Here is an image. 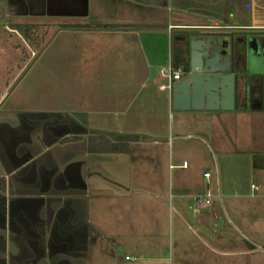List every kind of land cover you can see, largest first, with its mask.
<instances>
[{
	"label": "crops",
	"instance_id": "1",
	"mask_svg": "<svg viewBox=\"0 0 264 264\" xmlns=\"http://www.w3.org/2000/svg\"><path fill=\"white\" fill-rule=\"evenodd\" d=\"M0 9L8 23H61L76 46L100 53L95 58L104 69L106 94L43 117L70 135L58 157L60 177L71 189L53 194L26 183L24 191L16 177L17 200L26 199V207L2 210L0 264H22V257L17 263L14 257L20 246L26 261L91 264L103 236L113 239L101 248L106 264H165L159 238L167 231L172 243L175 231L179 245L188 231L185 249L196 263L197 257H250L263 250L264 218L254 219L264 201V0H0ZM224 30L229 52L236 42L234 106L176 105L173 85L190 68L191 38ZM254 38L257 45H250ZM170 65L183 70L180 79L162 74ZM96 118L98 124H91ZM3 155L0 167L19 176V164L9 166L11 157ZM207 194L211 202L198 211L195 195ZM47 195L61 202L68 197L71 217L67 222L63 208L61 221L42 239L33 221L41 204L30 202ZM132 196L140 205L127 209ZM221 220L233 230L224 227L219 234ZM127 232L133 235L124 242L115 239ZM194 244L208 253L196 255Z\"/></svg>",
	"mask_w": 264,
	"mask_h": 264
},
{
	"label": "rangeland",
	"instance_id": "2",
	"mask_svg": "<svg viewBox=\"0 0 264 264\" xmlns=\"http://www.w3.org/2000/svg\"><path fill=\"white\" fill-rule=\"evenodd\" d=\"M43 23H17L14 19H10L8 23L4 18L0 19V135L4 138L11 137L14 130L13 137L19 135L21 139L24 134L27 136L31 127H28L24 121L30 116L33 122L31 125L36 132L40 135L43 131L40 138L42 139L49 133L47 123L52 124L51 121H45L43 118L48 116L49 112H71L80 101L83 106L87 104L85 101L87 99L106 95L102 86L104 69L98 64L99 59L95 58L99 57L100 53H93V50L90 52L85 46H76L70 33H66L68 29L63 28L65 27L63 24ZM90 123L97 125L98 119ZM40 139L38 137L35 141L38 143ZM27 142L26 137V144ZM9 147L11 150L12 146ZM13 154L12 152V156ZM134 192L139 191L134 189ZM129 201H126L127 209L140 205L139 199L134 196ZM262 204L263 206L257 208L254 219L258 223L264 218V201ZM194 205L197 207L195 202ZM201 209L203 208H199L198 211ZM218 226L219 234L224 227L233 230V227L224 220H221ZM128 233L133 235L127 232L125 237L120 236L115 239L124 242L130 238ZM103 238H98L101 245L97 243L100 247L93 252L91 264H106L103 255L101 256L104 249L101 248L113 239H108V242L104 236ZM171 239L172 236L168 235V231L165 236L159 238L162 243L161 251L166 256L163 263L195 264V257H190V262L188 249H185L188 247V231L185 233L183 245H179L175 231L173 243ZM193 246L199 251L195 253L196 255L208 253L198 244ZM125 258L122 257L123 260ZM129 258L131 259L127 261L137 260V257ZM214 259L218 264H264V244L263 250L258 249L250 257H197V260L201 261L196 264H213Z\"/></svg>",
	"mask_w": 264,
	"mask_h": 264
},
{
	"label": "flooded vegetation",
	"instance_id": "3",
	"mask_svg": "<svg viewBox=\"0 0 264 264\" xmlns=\"http://www.w3.org/2000/svg\"><path fill=\"white\" fill-rule=\"evenodd\" d=\"M230 32V31H229ZM233 33V32H231ZM217 34H219L220 38L225 41L223 37H225L227 34L229 35L228 31H218ZM229 41V40H228ZM42 119V118H41ZM17 123V122H16ZM42 123V122H41ZM43 124V123H42ZM31 129L28 130V134L23 135V137L20 139L19 135L13 137L12 135L15 134V130L12 132L11 137L4 138L0 135V164L4 162L5 155L9 154V158L11 157V161H9V166L18 167L19 164V176H16L17 174H7L5 172L6 166L0 167V215H3L2 210L4 209H13L17 206L19 207H26V199H20L17 200L16 193L18 192V189H16L15 186V180L16 177H20L22 180L24 186V191H26V183L28 185L33 184L35 189H38V192H52L53 194L56 192H70L71 185L65 181L62 177H60L59 172V165L61 163L60 158L58 157V154H60V151L58 150L62 145L70 144V135L63 134L61 132L60 127H58L55 123L52 122V124L47 123V128H49L48 136H44L42 139L41 134L38 136V132H35L36 129L33 125L30 126ZM34 128V129H33ZM52 128V129H51ZM32 133V135H31ZM40 133V132H39ZM26 137H27V144H26ZM40 139L38 143L35 141L36 138ZM12 146L11 150L9 149V146ZM47 146V147H46ZM37 149L41 151L40 153H37ZM41 149V150H40ZM10 150V151H9ZM15 153H14V152ZM59 151V152H58ZM12 152L14 153V157L12 156ZM86 152V158H87V151ZM68 157L70 153H67ZM88 154H95V153H88ZM96 155V154H95ZM25 159V160H24ZM41 161L42 165H39V161ZM83 162V163H82ZM81 164H84V162H87V159H83ZM27 163V164H26ZM62 165V163H61ZM24 166V167H23ZM82 166V165H81ZM23 167L22 170H20ZM17 168V170H18ZM66 173H69L71 170V164L68 163L65 167ZM67 179L69 180L70 175L67 174ZM51 181V183H49ZM30 190V188H28ZM46 198V197H45ZM47 200L49 201V206L52 207V209L56 210V219L55 222L52 224L51 228L54 230V226L58 224V221H61L62 219V212L65 210H62L63 208L68 209L67 214H65L64 218L67 220V222L70 220V200L67 197L66 200L61 202V197L52 195H47ZM28 203V200H27ZM44 201L42 198H39L37 200H33L30 202V206H37L38 204H43ZM29 204V203H28ZM64 204V205H62ZM62 207L60 211L57 210L58 207ZM2 213V214H1ZM1 217V216H0ZM4 227V224L0 225V227ZM23 230L24 227H22ZM25 233V234H24ZM26 235V231H23L22 234ZM20 252L18 254L14 255L16 257V263L18 262V257L23 258V262H26V250L23 249L22 246ZM51 251V249L49 250ZM52 253L55 255V262L58 260V253L56 254L54 251V248H52ZM70 254V250H69ZM18 264V263H17ZM69 264V262H67Z\"/></svg>",
	"mask_w": 264,
	"mask_h": 264
},
{
	"label": "water",
	"instance_id": "4",
	"mask_svg": "<svg viewBox=\"0 0 264 264\" xmlns=\"http://www.w3.org/2000/svg\"><path fill=\"white\" fill-rule=\"evenodd\" d=\"M202 32L205 33V31ZM214 33L207 38H191L190 68L185 73L184 79L173 85L176 105L180 100H185V104L182 105L185 107L190 105L199 107L204 103L213 108L218 104L222 108L234 106L235 91L240 79V73L235 72L233 64L236 42L232 43L233 46L229 52L228 40L220 39L219 41V34ZM249 44L257 45V39L254 38ZM178 97L182 99H178ZM56 215V210L51 209L49 201L45 199L38 210L37 218H33L34 226L41 233L42 239L55 222ZM53 262L52 257H43V260L42 257H39L27 260L22 264Z\"/></svg>",
	"mask_w": 264,
	"mask_h": 264
},
{
	"label": "built area",
	"instance_id": "5",
	"mask_svg": "<svg viewBox=\"0 0 264 264\" xmlns=\"http://www.w3.org/2000/svg\"><path fill=\"white\" fill-rule=\"evenodd\" d=\"M183 73L182 69H174L171 65L168 68H165L162 70V74L164 76H167L170 78V80H177L180 79L181 74ZM164 87H168L171 88L172 87V83H169L168 85H165ZM206 177H209L210 174L206 173L205 174ZM252 187H256L255 184L252 185ZM195 199V204L198 208L204 206L205 204H209L211 202V195L207 194V195H195L194 197Z\"/></svg>",
	"mask_w": 264,
	"mask_h": 264
},
{
	"label": "trees",
	"instance_id": "6",
	"mask_svg": "<svg viewBox=\"0 0 264 264\" xmlns=\"http://www.w3.org/2000/svg\"><path fill=\"white\" fill-rule=\"evenodd\" d=\"M121 137H123V136H119V138H121ZM116 139H118V136H116Z\"/></svg>",
	"mask_w": 264,
	"mask_h": 264
}]
</instances>
